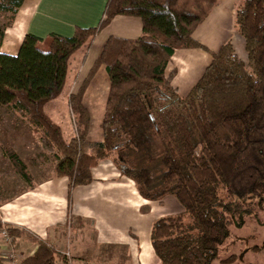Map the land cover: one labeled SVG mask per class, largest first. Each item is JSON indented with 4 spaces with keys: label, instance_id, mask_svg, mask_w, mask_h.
Listing matches in <instances>:
<instances>
[{
    "label": "trees",
    "instance_id": "obj_1",
    "mask_svg": "<svg viewBox=\"0 0 264 264\" xmlns=\"http://www.w3.org/2000/svg\"><path fill=\"white\" fill-rule=\"evenodd\" d=\"M24 2L0 0L5 21L0 23V107L20 113L39 136L46 158L54 160L53 175L69 180L70 202L77 186L93 182V169L111 160L144 198L172 195L184 208L153 225L151 242L160 264L233 261L235 255L219 259L232 221L264 200V0H237L235 29L247 57L231 41L225 43L186 96L173 82L175 72L167 73L168 65L179 49H207L194 33L221 0H108L96 27H78L71 37L27 33L16 55L4 53L6 30ZM117 16L140 18L142 35L107 39L69 96L76 135L67 143L45 107L64 91L71 57ZM102 66L108 74L101 70L91 88L104 87L105 112L97 119L93 111L92 128L98 123L104 140L90 142L91 115L83 99ZM3 154L33 189L34 178L17 151L9 146ZM8 228L15 238L24 233ZM32 241L37 248L22 264L67 260L53 244Z\"/></svg>",
    "mask_w": 264,
    "mask_h": 264
},
{
    "label": "crops",
    "instance_id": "obj_2",
    "mask_svg": "<svg viewBox=\"0 0 264 264\" xmlns=\"http://www.w3.org/2000/svg\"><path fill=\"white\" fill-rule=\"evenodd\" d=\"M107 1L25 0L13 26L6 30L1 51L16 55L27 33L42 38L51 33L71 37L78 27H96ZM236 5L237 0H221L195 31L194 38L207 49L182 48L173 55L167 73L175 72L173 82L183 96L201 78L212 61V53L225 43L231 41L239 55L247 57L244 39L235 30ZM141 35L140 18L117 16L100 35L90 39L71 57L64 91L46 108L49 117L61 127L67 143L76 135L69 96L85 80L107 39L110 36L134 39ZM103 69L107 73L104 66L97 71L83 99L91 115L90 142L104 140L101 126L100 138L91 136L93 111L98 108L86 106L88 92ZM104 112L105 108L103 117ZM28 166L34 178L33 189L18 175L14 180L16 186L1 185L0 193L9 195L0 200L1 222L57 248L67 246L76 264H160L151 242L152 228L159 218L184 211L174 196L167 195L161 200L144 198L132 179L123 175L111 160H105L93 169L92 183L73 190L70 202L67 178L53 175L49 168L36 174L32 171H36L35 166ZM14 246L26 258L35 252L37 243L16 237ZM0 264H5L1 255Z\"/></svg>",
    "mask_w": 264,
    "mask_h": 264
},
{
    "label": "rangeland",
    "instance_id": "obj_3",
    "mask_svg": "<svg viewBox=\"0 0 264 264\" xmlns=\"http://www.w3.org/2000/svg\"><path fill=\"white\" fill-rule=\"evenodd\" d=\"M3 22L5 21L1 19L0 23ZM237 34L239 33L237 32ZM238 36L242 38L240 34ZM236 52L239 54L238 50ZM47 105L45 107V112L46 108H50L47 107ZM86 106L88 108H98V110L95 111V115L97 119L101 117L100 113L104 108L103 86H94L90 89L89 94L87 95ZM47 116L49 117L48 114ZM22 118L21 114L17 111L8 107H0V189L2 188V184L3 186H6V184L8 186L12 184L13 186H16L14 180L16 178L15 176L18 174L14 171L9 159L3 154V149L9 146H12L17 151L27 165L35 166L36 171H34L35 169L32 171L36 174L46 168H49L50 170L53 168L54 160L46 158V151L42 147L39 136L28 130L24 123L25 120ZM91 134L92 137L96 135V139L100 138L98 123L93 126ZM145 165H148L147 162L141 166ZM19 178L21 177L19 176ZM7 197H9L8 194L4 196L0 193V200ZM258 202H260V199H258ZM258 202L254 201L250 213L242 214L232 221V234L220 247V260L235 255L236 258L229 264H264V200L260 204H258ZM247 206L248 205H246V207ZM4 225L8 226L2 222V226ZM23 232V235L19 236L21 239L26 238L29 242L36 243L32 241V238H36L35 236H32L31 234L26 236V232ZM67 234L69 233L67 232ZM69 241L75 244L74 239L69 238ZM57 249L64 255L69 253L71 258L74 259L72 252L67 246L63 248L58 247ZM62 261L63 259L60 262Z\"/></svg>",
    "mask_w": 264,
    "mask_h": 264
},
{
    "label": "built area",
    "instance_id": "obj_4",
    "mask_svg": "<svg viewBox=\"0 0 264 264\" xmlns=\"http://www.w3.org/2000/svg\"><path fill=\"white\" fill-rule=\"evenodd\" d=\"M0 239L2 240L3 249L0 250V255L4 259L5 264H22L25 257L14 246L15 237L10 233L8 226H3L0 229ZM67 260L58 262V264H76L70 254L65 255ZM86 264V263H84Z\"/></svg>",
    "mask_w": 264,
    "mask_h": 264
}]
</instances>
